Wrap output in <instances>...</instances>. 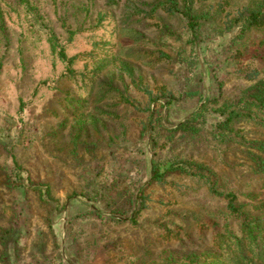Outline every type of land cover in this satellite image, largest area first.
Segmentation results:
<instances>
[{"label":"rangeland","instance_id":"1","mask_svg":"<svg viewBox=\"0 0 264 264\" xmlns=\"http://www.w3.org/2000/svg\"><path fill=\"white\" fill-rule=\"evenodd\" d=\"M163 1H0V264H224L221 236L241 237L225 200L151 162L260 216L245 143L264 130L221 139L212 112L264 79L259 34L233 22L259 0H173L207 13L195 37Z\"/></svg>","mask_w":264,"mask_h":264},{"label":"trees","instance_id":"2","mask_svg":"<svg viewBox=\"0 0 264 264\" xmlns=\"http://www.w3.org/2000/svg\"><path fill=\"white\" fill-rule=\"evenodd\" d=\"M14 2L26 7L27 11H31L28 8L27 0H14ZM158 9L168 14H177L182 17L192 37H195L199 21H205L208 18L206 12L193 14L188 5L183 10H178L173 0H164L163 3L156 4L152 11L155 12ZM233 22L238 28L239 36L249 30L256 31L259 35L254 45L258 50L264 51V0L255 1L244 8ZM57 56L61 61L66 62V71L69 73L71 61L66 59L61 49L58 50ZM262 60L264 62V59ZM212 103H215V101H212ZM212 112L221 118L216 126L221 139L228 141L241 139L238 129L234 128V125L239 123H250L254 127L264 130V79H259L245 87L233 101L218 104ZM245 145L247 146L246 152L249 160L254 164L257 172L264 175V160L260 157V155H264V142L248 141ZM172 171L200 179L206 185L207 193L213 197L225 200V211L239 220L241 237L233 236L225 231L223 236H221L224 240L222 242L219 240L218 242V247L220 249L224 247L223 253L227 256L224 264H264V204L261 206L260 216L249 218L241 210V206L235 204V195L219 192L214 184L203 174L185 172L186 170L183 166L172 161L151 162L150 179L160 182L167 173ZM209 257L210 260L208 262L210 264L219 263L216 254H212ZM187 264L197 263L192 257Z\"/></svg>","mask_w":264,"mask_h":264}]
</instances>
